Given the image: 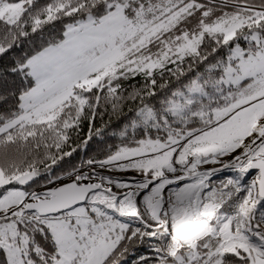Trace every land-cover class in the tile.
<instances>
[{
    "label": "snow or ice",
    "instance_id": "obj_1",
    "mask_svg": "<svg viewBox=\"0 0 264 264\" xmlns=\"http://www.w3.org/2000/svg\"><path fill=\"white\" fill-rule=\"evenodd\" d=\"M0 264H264V0H0Z\"/></svg>",
    "mask_w": 264,
    "mask_h": 264
}]
</instances>
